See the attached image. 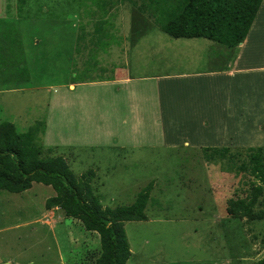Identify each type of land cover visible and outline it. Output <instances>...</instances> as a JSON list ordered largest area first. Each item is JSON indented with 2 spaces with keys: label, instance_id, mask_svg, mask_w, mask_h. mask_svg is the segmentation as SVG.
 <instances>
[{
  "label": "rangeland",
  "instance_id": "rangeland-1",
  "mask_svg": "<svg viewBox=\"0 0 264 264\" xmlns=\"http://www.w3.org/2000/svg\"><path fill=\"white\" fill-rule=\"evenodd\" d=\"M78 2L28 0L21 18L19 0H0V18L19 24L20 35L9 61L5 53L0 58V124L11 122L22 134L36 127L35 142L65 158L76 176L95 171L92 185L105 208L131 205L151 185L148 219L125 223L128 264H255L264 256V197L255 208L260 219L227 213L232 199L245 196L250 177L239 173L238 163L211 159L214 149L205 151L229 156L221 151L227 137L221 119L210 120L200 135L174 134L183 129L180 112L158 97V81L141 78L190 71V55L182 58L173 48L187 39L158 26L138 38L128 4L115 9L103 29L90 9L80 10L89 3ZM196 41L215 44V55L225 48ZM119 75L142 80L113 83ZM218 83L210 114L222 116ZM141 94L146 98L138 99ZM255 128L231 149L264 146V128ZM55 195L42 183L23 193L0 190V264H96L100 236L60 208L48 210L46 201Z\"/></svg>",
  "mask_w": 264,
  "mask_h": 264
},
{
  "label": "trees",
  "instance_id": "trees-1",
  "mask_svg": "<svg viewBox=\"0 0 264 264\" xmlns=\"http://www.w3.org/2000/svg\"><path fill=\"white\" fill-rule=\"evenodd\" d=\"M19 1L18 15L23 18L28 0ZM70 1L80 4V0ZM86 1L89 4L84 9H90L93 16L108 14L109 8L117 3L116 0ZM124 1L133 4L136 12L154 18L160 29L173 38H205L234 48L247 38L264 0H143L141 5L137 0ZM39 12L44 13L43 7ZM6 20L0 18V58L5 53L8 59L20 45V35L19 24ZM100 29L99 26L95 30ZM36 131L34 127L22 134L17 133L11 122L0 124V190L23 193L34 183L52 186L56 195L46 201V208L62 209L67 218L80 221L86 231L100 236L96 264H128L132 252L125 223L148 219L146 208L151 200V185L139 192L133 204L105 208L92 185L95 171L76 176L65 158L49 155L47 152L53 149L35 142ZM209 149H214L211 159L220 157L232 165L238 163L239 173L250 177L244 180L245 196L232 199L227 213L233 218L252 221L262 218L256 215L255 208L264 197V146L248 147L245 153L231 147L221 148L229 153L226 157L218 156L217 148H205V151ZM255 264H264V256Z\"/></svg>",
  "mask_w": 264,
  "mask_h": 264
},
{
  "label": "crops",
  "instance_id": "crops-1",
  "mask_svg": "<svg viewBox=\"0 0 264 264\" xmlns=\"http://www.w3.org/2000/svg\"><path fill=\"white\" fill-rule=\"evenodd\" d=\"M137 1L139 5L143 3V0ZM114 2L119 3L115 4L112 9L110 7L108 14L96 15L95 18L97 19H92L103 23V29L105 27L108 29L107 26L112 23L109 20L113 17L115 9L120 11L127 4L130 11L133 10L131 28L133 35L135 31L138 38L141 39L149 32H153L155 26L159 27L158 23L157 25L153 23L154 18L136 12V9L133 8L134 5L128 1L116 0ZM89 16L94 17L93 15ZM181 39L186 40L185 38ZM195 39L208 40L205 38H191L186 40L188 42L178 41L173 46V48H177L175 51H180L182 58L190 55V61L185 66L186 70L189 69L190 71H179L160 78H141H154L155 81H158L156 82L158 97L161 99L164 95L166 100L173 102L174 110L180 112V117L183 118L180 125H183V129L174 130V134L183 133L186 130V133H190L191 136L192 134L200 135L208 131L210 120H213V124H215L221 119L223 131L227 135L226 144H223L222 147H241L236 142H240L247 135V130H254L256 126L264 128V1L245 41L234 48L223 45L225 48H222L219 52L220 57L215 55L216 49L213 47V45L216 46L215 44L194 42ZM158 78L159 80H157ZM163 78L169 83L162 84V88ZM137 80L142 79L133 76L120 77L119 75L115 76L112 81L113 83L121 82L126 86H131L132 82ZM218 81H221V89L219 90H221V99L224 105L222 116L215 113L214 115L210 114L214 104V88L218 86ZM129 91L132 95H137V91L131 89ZM145 96L141 94L137 98L143 100V98H146ZM210 101L212 107L208 104ZM229 105H231L230 109L227 108ZM218 106L215 103L214 108ZM252 119L256 121L250 123ZM192 122L194 126L188 128V125ZM213 126L215 129V125ZM227 140L232 141V145L228 144Z\"/></svg>",
  "mask_w": 264,
  "mask_h": 264
}]
</instances>
